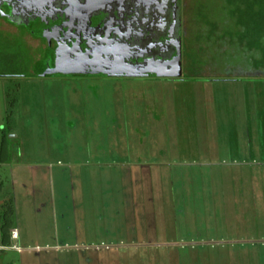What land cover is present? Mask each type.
Returning a JSON list of instances; mask_svg holds the SVG:
<instances>
[{"label":"rangeland","instance_id":"obj_1","mask_svg":"<svg viewBox=\"0 0 264 264\" xmlns=\"http://www.w3.org/2000/svg\"><path fill=\"white\" fill-rule=\"evenodd\" d=\"M196 4L183 1V53L168 79L42 75L44 45L0 32V245L3 229L19 236L0 264H264V244L159 248L148 244L184 233L160 223L144 238L140 223H120L133 209L117 186H257L239 187L238 205L197 201L188 213L238 217L214 234L264 240V60L227 40L210 49L216 32L191 23ZM233 164L242 171H217ZM168 200L154 201L156 215L173 214Z\"/></svg>","mask_w":264,"mask_h":264},{"label":"flooded vegetation","instance_id":"obj_2","mask_svg":"<svg viewBox=\"0 0 264 264\" xmlns=\"http://www.w3.org/2000/svg\"><path fill=\"white\" fill-rule=\"evenodd\" d=\"M183 1L0 0V32L12 29L42 43L39 61L68 51L73 67L89 75L114 69L171 74L183 53Z\"/></svg>","mask_w":264,"mask_h":264},{"label":"crops","instance_id":"obj_3","mask_svg":"<svg viewBox=\"0 0 264 264\" xmlns=\"http://www.w3.org/2000/svg\"><path fill=\"white\" fill-rule=\"evenodd\" d=\"M158 78L168 79L169 77ZM247 164L248 163L244 164L243 167L246 172L254 171L255 168L259 169L260 171H264V166H257L254 168V166H249ZM208 165V163H205L204 165L207 168V171L215 170V168H211ZM233 166L234 164L230 167L221 166L217 169V171H220L222 174L232 173L236 170L242 171L241 169H238L239 167L236 168ZM137 167L144 171L146 165L145 163H143L139 166L137 165ZM1 184L2 183H0V190L2 191L4 186H2ZM11 187L10 189L6 187V190L4 189L7 197L10 196L9 191H11ZM239 187H243V189L247 191V189H254L257 186H117V188H119L118 190L120 194V203L122 204V206H125L126 204L128 206L132 205L131 208L133 209V211H131L129 215H124L122 213L123 216L120 217V223L122 224V229H125L123 227H128L129 224L140 223L141 226H134V231L137 234H141L144 238H147L148 236H151L156 233L159 228L157 224L160 223L173 224V227H170V230L173 231L174 234L180 232L184 233L182 234L183 237L179 239H177L178 237L175 238L178 243H170V241L168 242L167 240L166 242L162 241V243L161 241H159V243L157 244V241L153 243L154 240H152V243L148 244L150 246H155L159 248L166 246H173L174 248H178L179 246H182L181 248L175 250L182 249L185 251L186 249L183 246L189 245L191 246L189 248L190 250L197 251L203 249H212L210 247L215 244L218 248L222 250V252L224 251L223 253H226V250H234L236 247L239 246L241 249H244V245L246 248L247 245H254L256 243L264 244L263 239L256 241L249 237L241 238L238 235H235L234 233L229 235L226 233L222 236H217L216 234H214L213 230H215L216 225L218 223L226 222L227 225L230 223H235L236 221H238V217H236L237 219L234 217L229 218L230 216H226L227 218L220 217L218 218L220 220L219 221L216 216H207L202 214L193 215L188 213L190 212V209L193 206H199L194 205L197 204V201L200 202L201 205L203 204L204 207H207L209 205V200L211 202L216 201L217 203H221V206L223 207H230L231 205L234 206L235 204H240L238 202V198L240 197V195L237 194L238 191L240 192ZM194 191L196 192L195 194L193 193ZM156 192L157 199L155 198ZM175 198H177V200ZM168 199L175 201L173 205H171V207L173 206V214L170 216L165 214L162 215V209H160V211L156 215V212L154 210L156 207L154 201L163 202L167 201ZM134 207H141L142 210L140 211V214L136 213V209ZM147 207L153 208L150 211L151 214H148L149 211L144 210ZM176 207L178 208L177 210L175 209ZM179 224L183 225L180 226ZM13 233H16V231L14 229L10 230L7 234L6 240L1 241V250L7 251L14 248L13 240H18L19 236L17 235V238L14 239L12 238Z\"/></svg>","mask_w":264,"mask_h":264},{"label":"trees","instance_id":"obj_4","mask_svg":"<svg viewBox=\"0 0 264 264\" xmlns=\"http://www.w3.org/2000/svg\"><path fill=\"white\" fill-rule=\"evenodd\" d=\"M194 6L188 12L196 18L191 17V23L216 32L205 39L210 49L220 53L219 40H227L239 48L251 45V51L264 60V0H197ZM3 232L2 241L8 234L5 229Z\"/></svg>","mask_w":264,"mask_h":264},{"label":"water","instance_id":"obj_5","mask_svg":"<svg viewBox=\"0 0 264 264\" xmlns=\"http://www.w3.org/2000/svg\"><path fill=\"white\" fill-rule=\"evenodd\" d=\"M70 50V49H69ZM178 54L180 53V46L177 48ZM177 54V55H178ZM62 58V59H61ZM179 63H175V66ZM75 61L73 60V56L71 53L66 51L62 52L60 57V53H52L51 55L46 56L41 61L37 63V68L40 74L42 75H78V74H87L90 71H79L73 67ZM93 73H103L105 76H124L126 78H139V77H146V76H156V77H169L170 74H161V73H154L150 75L143 70H133L128 69L125 72H121L118 74V70H104L103 72L94 71Z\"/></svg>","mask_w":264,"mask_h":264},{"label":"built area","instance_id":"obj_6","mask_svg":"<svg viewBox=\"0 0 264 264\" xmlns=\"http://www.w3.org/2000/svg\"><path fill=\"white\" fill-rule=\"evenodd\" d=\"M12 238H14V239L17 238V234L16 233H13L12 234Z\"/></svg>","mask_w":264,"mask_h":264}]
</instances>
